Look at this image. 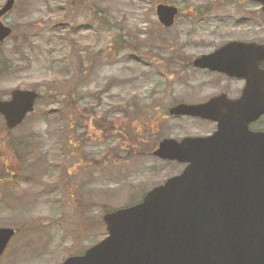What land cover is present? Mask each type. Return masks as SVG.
I'll list each match as a JSON object with an SVG mask.
<instances>
[{"label": "rangeland", "instance_id": "374dc122", "mask_svg": "<svg viewBox=\"0 0 264 264\" xmlns=\"http://www.w3.org/2000/svg\"><path fill=\"white\" fill-rule=\"evenodd\" d=\"M159 1L16 0L4 16L13 32L0 43V56L12 68H0V97L17 87L41 95L14 129L0 114V226L17 230L0 264H60L85 251L107 235L106 212L132 205L182 170L150 152L154 139L216 127L169 116L168 108L223 87L189 60L221 39L264 41L261 4L164 0L182 11L163 29ZM198 29L206 30L193 36ZM86 104H93L94 116ZM154 117L159 122L151 126ZM140 132L149 142L131 145Z\"/></svg>", "mask_w": 264, "mask_h": 264}, {"label": "water", "instance_id": "95a60500", "mask_svg": "<svg viewBox=\"0 0 264 264\" xmlns=\"http://www.w3.org/2000/svg\"><path fill=\"white\" fill-rule=\"evenodd\" d=\"M262 4L264 0H254ZM0 7V41L12 33ZM179 8L160 2L159 21L175 22ZM264 43L231 40L193 60L231 76L246 77L240 98L225 93L200 103L180 102L172 115L202 116L217 121L210 135L163 138L154 154L186 162L182 172L154 186L133 205L106 212L108 234L84 253L61 264H264V130L249 125L264 113ZM39 92L14 88L0 98V113L9 128L35 108ZM15 229L0 226V256Z\"/></svg>", "mask_w": 264, "mask_h": 264}, {"label": "flooded vegetation", "instance_id": "af4514ba", "mask_svg": "<svg viewBox=\"0 0 264 264\" xmlns=\"http://www.w3.org/2000/svg\"><path fill=\"white\" fill-rule=\"evenodd\" d=\"M180 8V7H179ZM205 30L206 29H198L197 31H201V32H199V33H197V31H195L194 33H193V36L194 35H202L204 32H205ZM228 40H231V39H221L218 43H216L215 45H214V47L212 48V49H210V50H208V51H205V52H202L201 54H198V55H195V56H192L191 58H194V57H197V56H199V55H202V54H205V53H211V52H213V51H215L217 48H219V47H221L226 41H228ZM251 41H257V40H251ZM257 42H260V43H264V41H257ZM190 61H191V59H190ZM189 61V64H191V62ZM192 68H195L197 71H204V72H206L208 75H210V76H217V77H219V79H220V82H222L223 83V87H221L216 93H214V94H212V95H210L209 97H207L206 99H204V100H201V101H196V102H203V101H207V100H209L210 98H212L213 96H216V95H218V94H222V93H225L229 98H233V99H236V98H240L242 95H243V92H244V88H245V85H246V82H247V80H246V77H244V76H230V75H228L227 73H223V72H219V71H216V70H213V69H210V68H199V67H194V66H191ZM256 68L259 70V69H262V70H264V57L263 58H261V59H259V60H257V62H256ZM86 106V108L85 109H91L92 111L89 113V114H87V115H89L90 117L91 116H94V114H93V112L95 111L94 110V107H93V104H91V107L89 106V104H86L85 105ZM151 109V113H155V111H153V109H154V107H152V108H150ZM84 110V109H83ZM82 110V111H83ZM153 111V112H152ZM143 114H145V110H143ZM177 117H180V116H177ZM187 117H191V118H198V119H204V120H208V121H212V120H209V119H207V118H202V117H200V116H187ZM158 118L157 117H154L153 118V122L151 121L150 123H152V125L151 126H153V125H156V124H158V122H159V120H157ZM214 122V121H213ZM90 123V122H89ZM89 123L86 125L87 126V128H91V129H89L90 130V132H91V134H92V138L94 139L95 137H94V135L95 134H93V133H95V129H93L94 128V126H90L89 125ZM150 123H145V124H143L142 125V128H143V131H145L146 133L148 132V131H150ZM156 123V124H155ZM114 124H115V122H114ZM214 124H215V126H217V123L216 122H214ZM216 128V127H215ZM215 128L214 129H212L211 131H208V132H206V133H204V135H208V134H211L214 130H215ZM250 128L251 129H253V130H264V113L261 115V116H259V118L257 119V120H255V121H253L251 124H250ZM108 131H110V132H112V129H111V126H109V129H108ZM124 131V130H123ZM142 131V132H143ZM142 132H140V134H139V136H136V139L133 141V142H131L130 140H126V141H130V143H131V145H133V146H135V143L136 144H143L145 141H148V139H147V137H143V134H142ZM125 133H127L126 131H124V134ZM162 138V137H161ZM161 139H154V141L155 142H153V145H151L152 146V148H151V153L153 154V155H155L154 153H153V151L156 149V147H157V144L159 143V141H160ZM149 142V141H148ZM152 144V143H151ZM75 145V144H74ZM148 150H146V152H147ZM77 152V151H76ZM80 156V155H79ZM156 156V155H155ZM158 157V156H157ZM159 158V157H158ZM83 157L82 156H80L79 157V160L80 161H83ZM161 159V158H160ZM163 160V159H162ZM165 161H169V160H165ZM174 162H176V163H179L178 161H174ZM180 164H183V167L185 166V164L186 163H180ZM17 232V231H16Z\"/></svg>", "mask_w": 264, "mask_h": 264}, {"label": "trees", "instance_id": "16d2710c", "mask_svg": "<svg viewBox=\"0 0 264 264\" xmlns=\"http://www.w3.org/2000/svg\"><path fill=\"white\" fill-rule=\"evenodd\" d=\"M161 27H163V29H166L164 26H162L161 25ZM175 58H176V60H175ZM173 60H175L176 62H178L179 60H177L178 58L177 57H173L172 58ZM0 68H2L1 69V71H3V70H6V69H8V68H12V66L11 65H9V62L8 61H6L4 58H3V56H0ZM115 124L118 126V129L117 130H115L116 132H122L121 131V129H120V126H121V124H119V122H115ZM105 126H103L102 124H101V126H100V128L102 129V128H104ZM108 129H109V127H108ZM123 136H124V131H123ZM126 137L124 136V139H125Z\"/></svg>", "mask_w": 264, "mask_h": 264}]
</instances>
